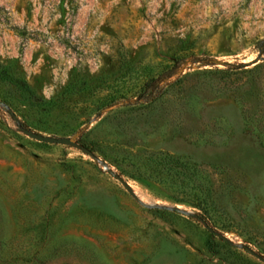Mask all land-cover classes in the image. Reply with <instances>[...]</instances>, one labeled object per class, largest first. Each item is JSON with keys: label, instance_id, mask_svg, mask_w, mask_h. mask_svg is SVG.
<instances>
[{"label": "rangeland", "instance_id": "obj_1", "mask_svg": "<svg viewBox=\"0 0 264 264\" xmlns=\"http://www.w3.org/2000/svg\"><path fill=\"white\" fill-rule=\"evenodd\" d=\"M0 62V264H264V0H0Z\"/></svg>", "mask_w": 264, "mask_h": 264}, {"label": "trees", "instance_id": "obj_2", "mask_svg": "<svg viewBox=\"0 0 264 264\" xmlns=\"http://www.w3.org/2000/svg\"><path fill=\"white\" fill-rule=\"evenodd\" d=\"M173 74H174L173 71H169V73H167L165 76L156 77L146 82L140 95L143 96V94L148 93L150 94V96H152L153 94H155L154 92H157L158 90L157 87L158 83L166 78L171 77ZM0 81L7 82L10 85H12L13 90L17 93L18 97L21 99H30L34 94L32 88L29 86L25 78L17 75L14 71H12L9 65L3 64L1 62H0ZM151 86H154V89H152ZM44 108H46V105H44Z\"/></svg>", "mask_w": 264, "mask_h": 264}, {"label": "water", "instance_id": "obj_3", "mask_svg": "<svg viewBox=\"0 0 264 264\" xmlns=\"http://www.w3.org/2000/svg\"><path fill=\"white\" fill-rule=\"evenodd\" d=\"M20 130L24 134H26L28 137H30L32 139H35L37 141L49 142V143H59V144H65V145L69 144V139L67 137H56V136L43 135L41 133H37V132L31 131V130H29L27 128H24V127H20ZM71 144L73 146L79 148L84 153L88 154L93 160L99 162V158L89 148H87L86 146L81 145V144H79L76 141L72 142ZM116 178L122 183V185L126 188V190L133 197L137 198L136 194L133 192L131 187L119 175H116ZM172 210L178 211V212L182 211L181 209H179V207H173ZM194 217L197 218L210 233L226 239L218 231L214 230L211 226H209L208 223L202 217H200L199 215H194ZM245 248L250 253H252L255 257H257L259 260L264 261V257L259 255L255 251H253L250 247L245 246Z\"/></svg>", "mask_w": 264, "mask_h": 264}]
</instances>
